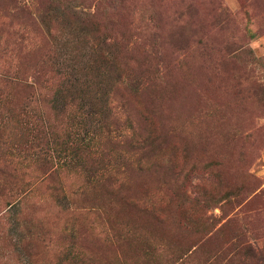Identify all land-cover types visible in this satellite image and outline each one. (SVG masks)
Returning a JSON list of instances; mask_svg holds the SVG:
<instances>
[{
    "label": "rangeland",
    "instance_id": "rangeland-1",
    "mask_svg": "<svg viewBox=\"0 0 264 264\" xmlns=\"http://www.w3.org/2000/svg\"><path fill=\"white\" fill-rule=\"evenodd\" d=\"M85 2L0 0V264H264V0Z\"/></svg>",
    "mask_w": 264,
    "mask_h": 264
},
{
    "label": "trees",
    "instance_id": "trees-1",
    "mask_svg": "<svg viewBox=\"0 0 264 264\" xmlns=\"http://www.w3.org/2000/svg\"><path fill=\"white\" fill-rule=\"evenodd\" d=\"M69 1H71V2H75V1H79V0H69ZM88 0H86V2H87ZM85 2V4L87 5V3ZM108 3V8H111V9H115V8H117L116 6H118V7H120L122 4H123V0H99V2H97V3ZM26 3V4H25ZM28 5H30L28 2H24V3H22L20 6L19 5H17L16 7H14V8H17L20 12H25V10H28ZM71 5H73V4H71ZM33 6V5H32ZM75 6V5H74ZM73 6V7H74ZM104 6V8L105 9H107V7L105 6V5H103ZM34 7V6H33ZM188 8H190V6L188 7ZM188 8H186L187 10H188ZM94 17V16H93ZM179 17H183V16H179ZM40 18H44V12L43 13H41V17ZM177 20H180V19H177ZM186 24V26H188V24L189 23H187V22H184V25ZM15 35L16 36V40H18V43H14V42H12L11 40H10V38H5V40H4V43H5V47L3 46V47H1V44H2V38L1 37H3V35H2V31L0 30V54H1V56H0V60H2L4 57H9L11 60H13V56L15 55V63H14V65H15V70H14V73L16 74V81H14L13 82V84L14 85H16L15 86V88L16 89H21L22 91L24 90V92H28V94H26L25 96H23L22 97V100H21V102L19 103V105H18V107L21 109H23L24 111H27V109H29L30 108V105L32 104V100H31V96H30V90L32 89V86H30V84H28L27 83V81L25 80V79H27V75H25V73H24V71H22V65H21V63H19V61H18V59H17V57H16V53H15V47L18 45V44H22V43H24V40H25V33H23L22 31H17V32H13L12 33V35ZM155 34V39H157L158 38V34L157 33H154ZM9 41H11L12 42V44H14L15 46H13L12 44H9V43H6V42H9ZM3 54V55H2ZM7 65H1V67H0V72H3L2 71V69H7ZM19 80H21V81H19ZM10 82V81H9ZM9 119H7L6 120V122L8 121ZM51 125H50V123H49V127H50ZM48 127V130L47 129H45V128H43V127H41V131H42V140L44 139V163H46V152H47V150H45V149H47V148H49L48 147V140L50 139L49 137H48V134L49 133H51V137H53L54 135H55V132L51 129V128H49ZM55 131H56V129H55ZM110 133V132H109ZM54 134V135H53ZM0 140H1V138H0ZM51 140V139H50ZM55 140V139H54ZM136 140H138L137 138L135 139L134 137H133V135L131 136V141H132V143L133 144H140V143H136ZM2 141V140H1ZM0 141V148L1 149H3V150H5V153L6 154H8V156H12L13 155V153L12 152H8L7 151V146H3L2 147V145H5V142L3 141V142H1ZM60 145V144H59ZM53 146H54V149H58V144L57 143H55L54 142V144H53ZM43 153V152H42ZM17 156H19V155H17ZM5 159H6V157H5ZM5 162H7V161H5ZM2 165V166H1ZM0 165V175L1 176H7V175H10V173L8 174V172H7V169H6V167H8V165H6V164H1ZM44 174V173H43ZM45 174H47V173H45ZM25 193V192H24ZM29 193V192H28ZM23 195V194H22ZM26 195V194H25ZM25 195H24V197H25ZM28 195V194H27ZM64 197V196H63ZM20 198V197H19ZM18 198V199H19ZM17 199V200H18ZM16 199L14 200V202H12L10 205H19V204H21V201L22 200H18L17 201ZM15 203V204H14ZM10 205H8V206H10ZM11 206V207H12ZM64 210H66V209H64ZM81 257V256H80ZM84 262H87L88 264H90L89 263V258L88 257H86V256H84V255H82V257L79 259V261H78V264L79 263H84Z\"/></svg>",
    "mask_w": 264,
    "mask_h": 264
}]
</instances>
